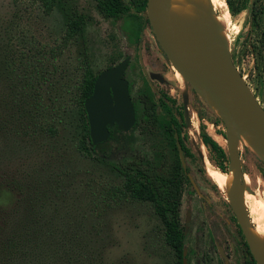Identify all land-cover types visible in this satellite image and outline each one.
<instances>
[{
  "label": "rangeland",
  "instance_id": "obj_1",
  "mask_svg": "<svg viewBox=\"0 0 264 264\" xmlns=\"http://www.w3.org/2000/svg\"><path fill=\"white\" fill-rule=\"evenodd\" d=\"M222 1L228 11L226 44L264 106V0H231L239 10L236 14H232L226 0ZM74 9L86 15V29L82 36L64 45L65 11ZM48 10L44 0H0V219L6 217L14 223L35 212L53 218L60 228H66L64 220L82 222L87 231L82 232L84 243L96 257L91 264H179L152 205L121 194L118 189L125 178L112 165L150 162L158 165L164 175L175 168L182 173L179 152L167 132L161 104L156 103L152 115H146V122L134 131L133 143L126 135L112 142L106 161L78 149L82 132L75 102L78 82L87 68L99 71L112 57L126 51L120 24L104 18L95 0H58ZM214 12L209 15L215 16L220 10ZM190 20L184 21L209 30L199 19ZM148 37L155 48L153 54H158L159 44L151 34ZM60 45H64L62 51L53 55L51 48ZM25 49L45 61L48 77L34 87L43 92L41 101L14 100L15 89L21 84L17 78L19 68L27 61L20 59ZM134 59L135 68L129 72L134 95L147 93L156 102L163 100L164 93L174 100L177 115L185 114L183 134L192 153L186 159L187 168L204 194L199 198L193 186L184 183L183 223L188 215L191 217L186 264H245L247 248L231 195L208 176L209 167L217 168L201 138L205 130L228 151L224 121L191 85L178 80L170 60L162 61L159 68L145 65L146 75L137 50ZM154 70L165 73L161 81L150 76ZM49 124L55 132L48 130ZM258 153L242 145L241 161L235 165L240 169L239 182L247 184L248 179V191L264 198V155ZM232 166L229 164L228 171ZM238 200L242 203V218L253 227L248 203ZM94 202L100 205L97 212L93 211ZM91 223H97L99 234H89Z\"/></svg>",
  "mask_w": 264,
  "mask_h": 264
},
{
  "label": "trees",
  "instance_id": "obj_2",
  "mask_svg": "<svg viewBox=\"0 0 264 264\" xmlns=\"http://www.w3.org/2000/svg\"><path fill=\"white\" fill-rule=\"evenodd\" d=\"M147 1L141 0L138 4L146 6ZM226 1L232 14H236L239 10L234 8L233 2L231 0ZM57 2L58 0H44L45 5L49 9L48 11ZM95 2L98 11L103 16L115 18L119 17L123 13L125 5H128L126 0H95ZM65 16L64 42L66 43L64 45L67 44L69 39L82 36L87 25L86 15L79 13L76 9L65 11ZM64 45H60V48H51L52 54L61 52ZM82 52L84 54L87 52L85 45ZM20 55V59L27 58V61L24 62L25 64L22 63L19 68L21 73L17 78L21 84L15 89L14 100L18 102L28 101V99L41 101L43 100V92L39 88L34 89V87L35 84L41 85L42 81H45L48 77L44 68L45 61L39 58L37 53H31L30 49H25ZM86 65L87 63H85V67ZM88 83L92 85V82L89 81ZM77 101L81 103L78 107V113L82 128L78 149L84 155L96 156L98 159L106 161L107 155L112 151L113 144L110 141L94 144L86 139L88 123L85 109L82 105L83 100L80 102L78 99ZM218 119L220 120L221 118L219 117ZM166 126L170 127V122ZM48 130L55 132V128L51 124H49ZM179 137L182 147L186 150L181 132H179ZM201 138L212 155L211 161L213 165L220 171L228 173L231 161L228 151L205 130H202ZM175 147L177 148L176 144ZM247 150L251 151L249 148ZM261 163L264 164V160H261ZM178 164L181 167V161ZM112 165L125 178L124 184L118 191L130 199H134V201L149 202L152 205L164 224L165 241L175 251L179 258V264H184L185 234L180 222L182 182L177 174L178 169L176 168L170 174L164 175L158 165L150 162L131 161L124 164L113 163ZM94 204L95 208H93V211L97 212V207L100 205L97 202H94ZM63 222L66 228H60V225L53 218H45L35 212L25 215L24 218L14 223H11V220H7L6 217L0 219V264L95 263L96 257H94V253L84 243L85 235L82 232L87 231L84 230L86 227H84L83 223L79 221L68 223L67 220ZM88 232L89 234H99L100 229L97 223H91ZM249 264H258L252 251Z\"/></svg>",
  "mask_w": 264,
  "mask_h": 264
},
{
  "label": "water",
  "instance_id": "obj_3",
  "mask_svg": "<svg viewBox=\"0 0 264 264\" xmlns=\"http://www.w3.org/2000/svg\"><path fill=\"white\" fill-rule=\"evenodd\" d=\"M171 3L172 0H148L149 21L173 67L182 73L187 84L205 101L210 102L211 97L218 107L220 112L217 113L226 126L230 164H239L241 161L239 148L242 130L256 138L257 152L264 154V106L236 66L226 41L217 37L216 28L207 30L183 20L168 21ZM174 29L193 35L196 40L176 39ZM126 65L127 60L103 72L96 82L93 96L86 101L94 144L107 138V123L116 121L121 129L127 131L135 121L127 82H118L116 79L124 72ZM109 85L117 86L115 106L111 104ZM177 140L180 159L186 167V156L178 136ZM231 199L254 258L258 264H264V255L260 258L254 250L249 225L242 218V203L238 201L235 188Z\"/></svg>",
  "mask_w": 264,
  "mask_h": 264
},
{
  "label": "flooded vegetation",
  "instance_id": "obj_4",
  "mask_svg": "<svg viewBox=\"0 0 264 264\" xmlns=\"http://www.w3.org/2000/svg\"><path fill=\"white\" fill-rule=\"evenodd\" d=\"M140 1L141 0H126L128 5H125L123 13L117 18L104 16V18H106L110 21H114L117 24L118 23L120 24V26H121V29H120L121 36L120 37H122L124 39V41L126 42V45H127L125 47L126 51L125 52H119L116 57H112L111 58L112 61L109 64H107L103 69H101L99 71H95L93 69H90V67L88 69L84 70L83 77H82L81 81L78 82V89L79 90H78V94L76 95L77 97L75 98V102L78 105H81V103H79L77 100L79 99L80 102L83 100L82 105L85 109L86 121L88 123V133H87L86 139L90 140V141L93 140V137L91 135V129H90L89 115H88V112H87V109L85 106L86 101L93 96V94L95 92V85H96V82H97L98 78L100 77V75H102V73L105 72L106 70H109L113 67H116L117 65H119L123 61L127 60V65H126L124 72L120 76H118L116 79L118 82H120V81L122 83L125 81L127 82L129 97H130L131 102L133 103V107L135 110V121L129 127V129L127 131L124 129H121L119 127V124L116 121H114L113 123H107L106 128H107L109 134H108L107 138L105 140H103L102 142H109V141L113 142V141L119 140L120 135H126V136H129L131 138L130 142L133 143L132 137H133L134 131L138 128V126H140L142 123L146 122V120H145L146 115H148V116L152 115V111H153V108L156 105V103H160L162 114L166 118V121H165L166 124L168 122H170V127H166L167 132L169 135H172V137L174 138L175 144L177 146V150L179 152V156H180V150L178 148L177 136H178V139H180L179 132H181L182 139L184 140V143L186 146V150H184L183 147L182 148L184 150V153H185V156L187 159V157L192 155V153L186 145V137H185V134H183V125L185 124V122H183V120H185V114H181L180 116L177 115V113L175 112V108H174V105H175L174 100H172L171 97H169L163 93V95H164L163 100L158 99L155 102L147 93H144L143 95H140V96L139 95L135 96L134 92H133V83H132V79H130V77H129V72H132L133 69L135 68L133 63L135 61L134 55L136 53V50L138 51L141 69L143 70V72L146 75H147V71H146L145 65H147V66L148 65H157V67L159 68V66L163 65L162 61L167 60V59L170 60L168 58V56L166 55V53L164 52V50L162 49L154 31H153V28H152L151 23H150L149 18H148L147 5L143 6L141 4H138ZM149 34H151L155 38L157 43L159 44L160 49L157 52L158 54H153V51L155 48L154 47L152 48V44H150V38L148 37ZM136 71H137V69H136ZM149 74L151 77L155 76V80L161 81L163 79L165 73H163L160 70H154V71L149 72ZM147 79H148V77H147ZM89 81L92 82V85H90V83H88ZM148 81H149L150 85H153L151 80L148 79ZM108 87H109L110 98L112 100L111 104H112V106H115L116 100L114 97H115V88L117 86L116 85H109ZM141 113L144 114L143 117L140 116ZM101 138H105V137L101 136ZM180 161H181V159H180ZM185 161H186V167H184L182 162H181L182 173H179V172L177 173L178 177L181 178V182H182L181 183V200H182V203H183V199H184L183 186H184L185 182H189L193 186V188H194L195 192L197 193V195L199 196V198L204 197V194L201 192V190H200L198 184L196 183L194 177L192 176V174L189 172V170L187 168V160H185ZM174 170H176V168ZM232 208H233V206H232ZM233 211L235 213L234 208H233ZM190 219H191V217H190V215H188L186 217L185 224L183 223V220H182V204H181L180 222H181V227L183 229V232L185 234L184 251L187 250L185 255L183 252V262H184V258H186V262H187L188 248L186 246V237H187V233H188V229H189ZM238 226H239L240 234L245 239L244 244L247 248L246 249L245 264H249L250 259H251V249H250L247 238H246V236L243 232V229H242L239 222H238ZM184 264H186V263L184 262Z\"/></svg>",
  "mask_w": 264,
  "mask_h": 264
},
{
  "label": "bare ground",
  "instance_id": "obj_5",
  "mask_svg": "<svg viewBox=\"0 0 264 264\" xmlns=\"http://www.w3.org/2000/svg\"><path fill=\"white\" fill-rule=\"evenodd\" d=\"M194 7L195 9H192ZM226 7V3L222 0H195V2H193V0L191 2L189 0H172L168 21H184L188 18L189 20L191 19V22H193L196 21V19H199L201 21V25L207 26L209 30L216 28L217 37L225 40L228 38V11ZM214 10H220V13H217L215 16H210L209 12H214ZM174 33L176 39L194 40V38L190 37V34H187L180 29H174ZM174 71L178 80L183 84H187V81L182 73L175 67ZM209 101L219 113L220 111L215 105L214 100L209 97ZM240 145L247 146L255 152L259 150L256 138L251 134L246 133L244 130L241 132ZM231 168L232 169H230L228 173H224L219 169L217 170L213 167H209L207 174L221 190L232 195L235 188L237 198H240L241 202L245 201L248 203L250 213L253 216L252 221L254 223L253 227H248V231L251 235L256 255L261 258L264 255V198L263 196L248 191V179L245 180L247 184L239 182L238 168L235 164Z\"/></svg>",
  "mask_w": 264,
  "mask_h": 264
}]
</instances>
